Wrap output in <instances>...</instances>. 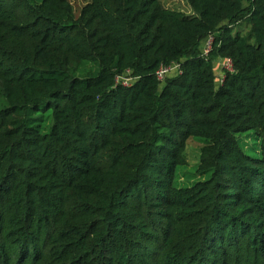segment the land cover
Masks as SVG:
<instances>
[{"label":"trees","instance_id":"obj_1","mask_svg":"<svg viewBox=\"0 0 264 264\" xmlns=\"http://www.w3.org/2000/svg\"><path fill=\"white\" fill-rule=\"evenodd\" d=\"M185 1L0 0V264H264V0Z\"/></svg>","mask_w":264,"mask_h":264},{"label":"rangeland","instance_id":"obj_2","mask_svg":"<svg viewBox=\"0 0 264 264\" xmlns=\"http://www.w3.org/2000/svg\"><path fill=\"white\" fill-rule=\"evenodd\" d=\"M71 4L73 5L74 11L76 16H79L81 14V11L83 7L89 2V0H69ZM162 3L165 7L181 11L185 14H191L192 10L187 1L185 0H162ZM243 5L245 7L250 5V0H245L243 2ZM214 72L217 74L216 77V85L219 86L221 84V78L222 75H225V71L223 69V61L217 60L214 64ZM176 70L172 71L167 78H171L173 76H176ZM165 79V80H166ZM123 82L127 84H131L135 81V78L133 77L131 72H128L123 77ZM245 144H249L250 146H254V142L250 140V138H244ZM203 142L201 139L194 138L191 139L186 152V159H187V165L179 169L178 173V179L181 183L188 184L192 183L194 181H198L201 179V176L197 173V169L201 160V154H202V148H203Z\"/></svg>","mask_w":264,"mask_h":264},{"label":"built area","instance_id":"obj_3","mask_svg":"<svg viewBox=\"0 0 264 264\" xmlns=\"http://www.w3.org/2000/svg\"><path fill=\"white\" fill-rule=\"evenodd\" d=\"M213 41H214V35L211 34L209 35L206 40H205V44L204 46L202 47V55L203 56H208L210 50L213 48ZM180 64L179 63H175V64H172L170 66H161L158 70H157V78L163 82L165 81L166 77H168V75L176 70V75L180 74ZM223 69L225 72H231L233 73L234 72V64H233V61L231 58H225L223 59ZM224 77V76H223ZM223 77L221 78V82L223 80ZM125 83V82H124ZM127 84V83H125Z\"/></svg>","mask_w":264,"mask_h":264},{"label":"crops","instance_id":"obj_4","mask_svg":"<svg viewBox=\"0 0 264 264\" xmlns=\"http://www.w3.org/2000/svg\"><path fill=\"white\" fill-rule=\"evenodd\" d=\"M204 44H205V41L203 42L202 45L204 46ZM218 60H222L223 61V59H218ZM216 77H217V74H216ZM222 77H223V75H222Z\"/></svg>","mask_w":264,"mask_h":264}]
</instances>
